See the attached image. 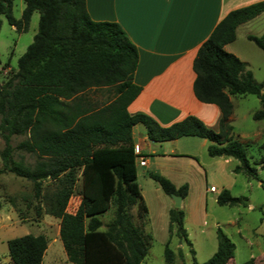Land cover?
Returning <instances> with one entry per match:
<instances>
[{"label": "trees", "instance_id": "1", "mask_svg": "<svg viewBox=\"0 0 264 264\" xmlns=\"http://www.w3.org/2000/svg\"><path fill=\"white\" fill-rule=\"evenodd\" d=\"M19 19L12 14L13 0H0V15L18 32L26 31L34 11L39 13L38 31L18 59L17 70L0 85V151L3 169L32 182L34 196L42 195L41 182L53 184L43 194L45 214L59 220V239L72 264H141L153 240L146 230L148 210L137 184L132 127L141 124L152 142L184 136L207 139L210 157H231L238 161L236 174L257 176L246 157L244 145L233 137L230 95H254L260 107L252 114L264 120L263 83L246 69V63L224 46L235 40L236 27L264 12V0L229 11L199 47L193 61L196 99L219 107L218 131L207 128L189 115L169 126H161L148 115H130L127 106L141 87L133 82L138 55L134 44L116 22L93 21L85 0H23ZM0 19V28H1ZM264 52V32L247 35ZM112 88L114 98L102 105L86 93ZM12 135H25L14 148ZM35 156L32 166L14 159L13 151ZM264 166V156L258 162ZM255 164H257L255 162ZM80 178V201L70 198ZM164 192L184 198L187 184L179 187L166 177L151 173ZM69 202V204H68ZM216 203L245 206V199L222 189ZM137 207L136 214L132 208ZM113 208L112 217H101ZM39 212V211H38ZM184 211L168 210V239L164 259L171 264L172 235L190 245L184 228ZM216 251L202 264H228L235 245L216 228ZM49 240L43 234H25L6 241L12 264H42ZM179 257L182 252L178 250ZM196 264V263H195ZM240 264H253L250 258Z\"/></svg>", "mask_w": 264, "mask_h": 264}, {"label": "crops", "instance_id": "2", "mask_svg": "<svg viewBox=\"0 0 264 264\" xmlns=\"http://www.w3.org/2000/svg\"><path fill=\"white\" fill-rule=\"evenodd\" d=\"M258 1L261 0H85V6L93 21L118 23L136 47L138 60L133 82L141 90L127 106L130 115H148L161 126H169L192 115L207 128L218 131L219 107L202 103L194 96L193 61L199 47L229 11ZM15 2L21 17L25 4L23 0H13V5ZM251 20L238 25L235 34L239 27ZM10 29L16 30L12 25ZM229 44L224 48L240 58L238 53L228 49ZM229 97L232 102L233 95ZM132 143L133 148L138 147V156L145 158L142 166L136 162V181L148 210L145 228L153 238L162 235L168 239V210L173 207V202L150 178L151 173L168 178L176 187L187 184V194L182 198L180 207L184 211V225L195 217L196 210L206 215L209 199L216 203L218 193L225 189L224 186L218 189L210 183V179L216 175L224 177L227 174L226 165L233 158L205 156L203 152L207 153L210 144L205 138L184 136L152 142L144 126L136 124L132 127ZM140 178L156 183L157 186H153L155 197L150 186L143 191ZM210 186H214V192L208 191ZM79 201L77 195L74 209ZM136 212L137 207H133L132 213ZM54 219L59 231V220ZM49 245L43 254L42 264Z\"/></svg>", "mask_w": 264, "mask_h": 264}, {"label": "rangeland", "instance_id": "3", "mask_svg": "<svg viewBox=\"0 0 264 264\" xmlns=\"http://www.w3.org/2000/svg\"><path fill=\"white\" fill-rule=\"evenodd\" d=\"M19 7L15 2L12 6L14 18L19 19ZM0 85L6 77L17 70L18 59L26 51L38 31L39 13L34 11L30 17L26 31L11 30L5 16L0 15ZM264 32V14L242 25L236 32V39L228 49L238 53L239 59L246 63V69L251 71L258 83H263L264 94V52L247 35L260 36ZM235 55V54H234ZM91 102L102 105L114 98L112 88H99L86 93ZM232 121L233 137L243 145L246 157L251 167L256 168L257 176L247 179L244 175L235 174L232 170L238 161L226 165L227 174L224 177L212 176L210 183L218 189L222 186L233 197L245 199V206H221L209 199L206 215L196 210L195 217L184 225L190 245L172 235L169 248L174 252L171 264H202L216 251V228L219 227L234 243L233 257L228 264H240L252 258L253 264H264V166L260 159L264 156V120H254L252 114L259 109V100L254 95L233 96ZM25 135H12L9 145L14 148ZM4 148V140L0 134V151ZM204 151V150H203ZM207 156L206 152H203ZM14 159H21L32 166L35 156L25 152L13 151ZM255 162L257 164H255ZM75 186V192L70 198V206L80 189V178ZM143 191L150 189L155 197L154 181L139 180ZM53 184L49 180L41 182L42 195L34 196L31 181L16 176L3 169L0 159V264H12L7 256L8 239L25 234H43L49 240L48 254L44 264H70L66 258L62 243L58 236L57 221L45 214V199L43 194L50 191ZM222 190V189H221ZM212 196V195H209ZM68 202V204H69ZM39 211V212H38ZM110 208L101 219L107 222L112 217ZM199 214V215H198ZM167 237L155 235L146 256L141 264H166L164 246ZM182 252V258L178 250Z\"/></svg>", "mask_w": 264, "mask_h": 264}, {"label": "built area", "instance_id": "4", "mask_svg": "<svg viewBox=\"0 0 264 264\" xmlns=\"http://www.w3.org/2000/svg\"><path fill=\"white\" fill-rule=\"evenodd\" d=\"M137 150H138V147L135 146V147L133 148V154H134V156H135V161L138 162V164H139L140 166H142V165L145 164V158L142 157V156H138ZM208 191H210V192H214V191H215L214 186H210V187L208 188Z\"/></svg>", "mask_w": 264, "mask_h": 264}, {"label": "water", "instance_id": "5", "mask_svg": "<svg viewBox=\"0 0 264 264\" xmlns=\"http://www.w3.org/2000/svg\"><path fill=\"white\" fill-rule=\"evenodd\" d=\"M170 198H171V200L173 202V207L174 208H180L181 207V200H182L181 196L172 194L170 196Z\"/></svg>", "mask_w": 264, "mask_h": 264}]
</instances>
